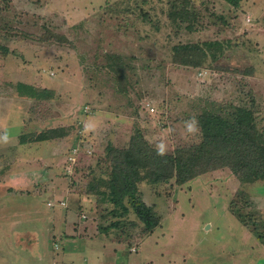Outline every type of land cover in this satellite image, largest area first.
Wrapping results in <instances>:
<instances>
[{
	"label": "rangeland",
	"instance_id": "374dc122",
	"mask_svg": "<svg viewBox=\"0 0 264 264\" xmlns=\"http://www.w3.org/2000/svg\"><path fill=\"white\" fill-rule=\"evenodd\" d=\"M91 1L100 8L0 0V125L62 133L25 144L35 151L26 164L55 157L56 201H65L42 253L88 238L105 264H264V180L243 182L222 164L151 182L140 167L131 198L151 207L157 226L139 236L129 197L124 212L106 195L113 163L104 157L133 136L173 155L200 142L198 116L230 118L236 107L252 111L264 137V20L248 0ZM8 130L14 140L16 126Z\"/></svg>",
	"mask_w": 264,
	"mask_h": 264
},
{
	"label": "trees",
	"instance_id": "16d2710c",
	"mask_svg": "<svg viewBox=\"0 0 264 264\" xmlns=\"http://www.w3.org/2000/svg\"><path fill=\"white\" fill-rule=\"evenodd\" d=\"M233 8H238L242 0H222ZM18 89L25 85L18 83ZM201 140L188 148H180L175 154L163 153L133 136L125 148L106 147L105 160L111 164L109 182H105L106 193L113 204H118L124 212L129 207L122 200L129 197V204L135 215L142 221L138 235L151 232L157 226L150 206L143 200L132 201L134 185L140 167H148L151 182L163 181L172 176L184 182L202 170L216 165H227L243 182L264 180V137L258 132L252 111L246 107H236L230 118L206 113L198 116ZM59 128L38 133L22 134L20 143L45 141L61 136ZM28 136V137H27ZM104 167V166H102ZM264 242V241H263Z\"/></svg>",
	"mask_w": 264,
	"mask_h": 264
},
{
	"label": "crops",
	"instance_id": "0c3cea01",
	"mask_svg": "<svg viewBox=\"0 0 264 264\" xmlns=\"http://www.w3.org/2000/svg\"><path fill=\"white\" fill-rule=\"evenodd\" d=\"M245 3L250 16L264 20V4H259L258 0H248ZM92 4L90 10L100 8V5ZM88 12L87 10L80 20L88 17ZM250 16H247L248 20ZM80 20L74 21V24ZM5 119L8 123V115H5ZM17 123L11 125L17 129L13 136L14 140L18 137L16 143L13 138L10 140V135L13 134L8 129L11 126L4 128L0 125V264H105L106 261L101 255L95 259V251H90V246H87L88 238L80 239L76 244L67 243L62 247L64 250L55 244L56 251L60 254L45 250L42 253V249L47 248L48 236L55 233L60 226L57 220L59 215L53 208H62L65 204H60L63 199L56 201L57 194L60 193L58 177L52 174L51 168L56 165L55 157H51L44 168L32 166L33 163L26 164L24 156L35 152L32 149L34 145H25L33 143L31 141L20 143L19 136L24 131L31 133L32 129H23V125ZM9 153L14 155L7 157L6 154ZM65 162L68 164V160ZM78 246L80 252L77 261L68 259L70 254L66 251ZM43 257L48 258L41 260Z\"/></svg>",
	"mask_w": 264,
	"mask_h": 264
},
{
	"label": "built area",
	"instance_id": "2783aa9c",
	"mask_svg": "<svg viewBox=\"0 0 264 264\" xmlns=\"http://www.w3.org/2000/svg\"><path fill=\"white\" fill-rule=\"evenodd\" d=\"M67 159H68V164H67V166H66V170H67V172H68V171H71V166H72V164H73V162H74V157H72V156H68ZM49 204L51 205V203H49ZM60 204H61V205H64V204H65V201L61 200V201H60Z\"/></svg>",
	"mask_w": 264,
	"mask_h": 264
}]
</instances>
